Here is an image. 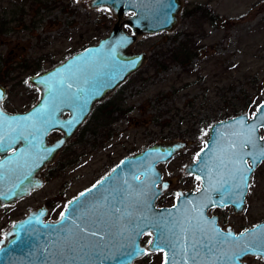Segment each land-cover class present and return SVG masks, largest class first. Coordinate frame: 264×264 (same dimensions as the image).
I'll return each mask as SVG.
<instances>
[{"label":"rangeland","instance_id":"1","mask_svg":"<svg viewBox=\"0 0 264 264\" xmlns=\"http://www.w3.org/2000/svg\"><path fill=\"white\" fill-rule=\"evenodd\" d=\"M90 4L89 0H48L41 4L0 0V24H7L0 34L4 65L0 83L8 88L6 107L10 112L26 111L39 101L38 90L30 83L32 76L52 69L110 32L115 16L108 8L92 9ZM41 5L47 8L39 10ZM199 6L203 8L196 16L185 15ZM101 9L109 11L110 19L96 24ZM125 30L131 33L127 27ZM188 34L203 47L200 55L188 67L171 64L167 70H158L154 65L158 53L170 51ZM132 50L146 52L147 60L136 74L96 104L70 139L69 159L75 165L51 175L40 191L19 205V214L1 211L0 240L13 221L42 206L50 210L47 221H58L69 201L96 185L126 157L154 144L184 142L187 147L162 167L165 180L171 183L169 203H173L171 194L192 187L184 168L204 148L209 128L226 120L225 111L229 118L246 111L252 116L264 102V0H183L174 31L141 36ZM243 89L247 91L243 93ZM119 95L124 112H115L112 125L99 128L104 120L100 116L95 121L93 115ZM248 101L252 109H245ZM247 206L238 217L226 212L236 231L264 222V163L253 175ZM245 261L264 264L257 257ZM135 264H162V257L154 255Z\"/></svg>","mask_w":264,"mask_h":264},{"label":"water","instance_id":"2","mask_svg":"<svg viewBox=\"0 0 264 264\" xmlns=\"http://www.w3.org/2000/svg\"><path fill=\"white\" fill-rule=\"evenodd\" d=\"M89 1L92 9L108 8L115 16L116 21L110 32L96 44L86 47L59 65L34 75L30 79V83L40 92L39 101L35 105L36 108L47 104V88L44 84L37 83V81L44 79L54 89L59 87L57 82L62 79L73 83L72 91L80 97V102L86 101V103H83L84 111L80 113L82 122L74 127H69L65 123L73 118L74 112H79V103L73 107H63L61 111L57 112L55 118L61 121V124L50 128L49 131L43 134L36 131L40 127V122L35 115L31 121H19L21 127L18 131L22 132L27 139L16 144L14 148H18V150L15 154L0 161V165H2L0 167V173H2V176H0V193H3V195H0V207L19 201L44 187L45 182L38 176L43 167L53 160L57 152L84 125L96 104L109 97L145 64L147 53L132 50L138 38L174 31L178 26L183 8V0H163V3L148 5L143 0ZM125 27L131 33L127 32ZM124 37L127 39L122 40ZM113 48L115 49V55L112 52ZM0 92H3V98L0 99V109H3L9 116L18 117L34 113V107L24 113H8L2 106L8 96L7 86L0 84ZM244 115L248 117V125L255 123L251 118L252 116L246 111L238 116L219 121L209 128L206 140L209 141V148L204 153V157L210 156L213 147H215L218 159L213 165V180L209 182L202 177V185L206 188V191L183 194L177 200L176 208H158L156 201L166 189H163L159 196H153L152 192L155 190L150 188V183L159 176L160 182L167 183L169 186L170 183L162 178L159 165L168 162L183 150L187 145L184 142L154 144L133 156L126 157L122 160L123 164L121 161L114 168L116 169L115 172L112 170L109 173L111 175L105 176L108 179L104 177L100 180L103 183L96 184L97 187L90 194L81 197L80 203L89 200L95 201L96 210L98 211H105L115 204L121 208L120 214L126 210L132 211L134 214L143 211L150 217L161 216L169 220L174 218L179 224L176 235L181 238L177 241L178 247L175 259L179 264H182V261L188 258V264H192L190 260L192 237L191 233H185L184 229L189 227L190 222L195 223V219L198 218L196 206L203 203L204 198L207 196H211L214 200L217 199L218 192L215 189L220 188L223 180L229 179L228 170L222 166L216 168L215 164H218L220 159L227 160L232 156L233 149L231 145L233 143H237L236 151H240L239 141L247 129L246 127L242 128L234 121ZM11 123L12 126H16L17 122L12 121ZM213 127L215 128L214 131L212 130ZM54 131H61L64 136L61 140L49 145L48 137ZM234 133L237 135H233ZM256 135L264 136V128H259ZM212 139H216L219 143L213 145L211 143ZM259 143L264 144V141ZM176 145H183V147L175 148ZM173 149V154L167 159L162 157L161 153ZM3 152L6 151L3 150ZM248 162L251 164V159ZM262 163L260 162L253 168L251 179ZM201 166L202 161H197L189 167V170ZM139 173H147V178L141 176L139 181L134 180L133 176ZM193 174L200 175L199 172H193ZM124 181H127L131 187L125 185ZM248 188L240 198L243 202L242 208L245 204ZM122 196H126L127 199L122 200ZM102 197H107V199H102ZM113 197H115V200H113ZM189 200L192 201V204L185 203ZM75 206L73 204L70 207ZM177 208L180 210L177 211ZM234 208L237 213L242 211L241 208L235 206ZM208 209H205L206 216ZM164 210H171L172 217H168L167 211ZM48 214V208L42 206L30 211L24 219L15 224L16 227H13L5 235L7 239L0 241V248H3L0 251V264H133L134 261L145 256H130L129 253L133 250L132 246L128 241L122 240L118 236L115 238L106 236L103 241H99L98 238H89L93 244H98L99 247L85 250V252H81L79 248L71 251L68 247L71 241L65 239V233L52 231L53 228L59 226L55 223L56 221L46 220ZM182 217H185L184 222L181 221ZM29 220H32V224H28ZM113 220H115V217H113ZM67 223L66 221L65 224L67 225ZM45 224L48 227H44ZM21 225L24 226L23 229H21ZM257 225H264V222ZM201 227L211 232L213 225L201 224ZM253 229L254 227L249 230ZM232 231L236 233L234 230ZM143 236L139 238L138 242L142 248H146L142 244ZM13 240H15V243L12 242ZM185 250H187V257H185ZM201 255L204 258L202 261V264H204V262H207V256L204 253ZM247 257L256 256L249 255ZM247 257L243 259V264H247L245 261ZM262 260L264 262V259Z\"/></svg>","mask_w":264,"mask_h":264},{"label":"snow or ice","instance_id":"3","mask_svg":"<svg viewBox=\"0 0 264 264\" xmlns=\"http://www.w3.org/2000/svg\"><path fill=\"white\" fill-rule=\"evenodd\" d=\"M143 2L148 5L163 3V0H143ZM123 39L127 38L124 37ZM112 52L115 55L114 48ZM37 83H42L47 88L46 105L39 108L34 106V113L18 117L9 116L3 109H0V150L7 151L13 149L21 140L27 139V137L23 136L22 132L18 131L21 127L19 121H31L34 115L40 122V127L36 131L43 134L49 131L50 128L61 124V121L55 118L57 112L61 111L63 107H73L79 103V112H74L73 118L65 123L69 127H74L82 122V115L80 113L84 111L83 103H86V101L80 102V97L72 91L73 83L62 79L57 82L59 85L57 89L52 88L44 79L37 81ZM2 98L3 92H0V99ZM251 118L255 123L250 125L247 124V115L241 116L238 120L234 121V123L239 124L242 128L246 127L247 129L239 141L240 151H236L237 143H233L231 145L233 149L232 156L227 160L220 159L219 163L215 164L216 168L222 166L224 169H227L229 174V179L223 180L220 188L215 189L218 192V198L214 200L211 196L205 197L204 202L196 206L198 218L195 219V223L190 222L189 227L184 229V232H190L192 237L190 245L192 249L190 256L192 264H202L204 259L201 255L202 253L207 256V262H204V264H243V259L249 255L264 259V225L254 226L253 230L244 229L240 233H233L231 229L216 227V218H209L205 214V209L223 208L229 204L243 210V202L240 198L250 186L253 168L260 162H264V144L259 143L264 141V136L256 135L259 128H264V102H261L257 106L256 112L252 114ZM12 121L17 122L16 126H12ZM212 130L214 131L215 128L213 127ZM233 135L237 134L234 133ZM33 138L35 139V136ZM211 143L216 145L219 141L212 139ZM181 147L183 145L175 146V148ZM208 148L209 141H206L204 148L196 154L194 160V163L195 161H202V166L191 169L189 174L199 172L200 175L196 176L197 180L204 177L211 182L213 180V165L218 158L216 157L215 147L212 149V154L205 158L204 153ZM173 151L174 149L161 153V155L167 159L173 154ZM249 159L252 161L251 164L248 162ZM115 171L116 169H113V172ZM0 176H2V173H0ZM141 176L147 178V173L134 175L133 179L139 181ZM105 179H108V177H105ZM101 183L103 181L97 182V184ZM124 184L131 187L127 181H124ZM96 187L97 185H93L91 189L80 193L73 201H69L65 205L64 211L60 213L59 220L55 222L59 227L53 228L52 231L55 233H65V239L71 241L68 245L69 250L75 251L76 248H79L81 252H85V250L99 247L98 244H93L89 238H98L99 241H103L106 236L109 238L118 236L122 240L128 241L132 246L133 250L129 253L130 256L163 252V264H179L175 257L177 255V241L181 238L176 235V229L179 227V224L174 218L169 220L161 216L150 217L143 211L134 214L132 211L126 210L120 214L121 208L115 204L105 211H98L96 210L95 201L89 200L80 203V198L90 194ZM150 188L155 190L152 192L153 196H159L163 189L168 188V184L161 183L159 176H157V179L151 181ZM199 191L204 192L206 188L202 187ZM0 195H3V193H0ZM182 195L181 193L176 194L178 199ZM102 199H107V197H102ZM121 199L125 200L127 197L122 196ZM113 200H115V197H113ZM185 203L192 204V201H185ZM73 204L76 206L70 207ZM173 207L176 208L177 206L174 205ZM179 210L177 208V211ZM164 211H167L168 217H172L171 210ZM113 217H115V220H113ZM66 221L68 222L67 225L65 224ZM39 222L43 223L42 221ZM28 224H32V220H29ZM201 224L213 225L211 232L206 231L201 227ZM43 226L48 227L46 224ZM13 227L15 228L16 226L13 225ZM23 227L21 225V229ZM145 234L149 235L151 239L147 241L148 247L142 248L138 241ZM245 237L247 238L245 239ZM4 239H7V237ZM12 242L15 243V240ZM2 250L3 248H0V251ZM185 257H187V250H185ZM182 264H188V258L184 259Z\"/></svg>","mask_w":264,"mask_h":264},{"label":"flooded vegetation","instance_id":"4","mask_svg":"<svg viewBox=\"0 0 264 264\" xmlns=\"http://www.w3.org/2000/svg\"><path fill=\"white\" fill-rule=\"evenodd\" d=\"M39 68H41V67H39ZM2 69H4V66H3V68ZM0 84H2V83H0ZM34 86V85H33ZM36 88V87H35ZM37 89V88H36ZM38 90V89H37ZM38 95H39V97H40V92H39V90H38ZM7 99H8V96H7V98H6V100L4 101V103L2 104V106H3V108L8 112V113H10V114H17V113H24V112H26V111H28V110H30L31 108H33L34 106H32L31 108H29L28 110H26V111H23V112H10V110H8V108L6 107V102H7ZM38 103V102H37ZM94 110V109H93ZM93 112V111H92ZM92 114V113H91ZM91 116V115H90ZM89 116V117H90ZM67 117V116H66ZM89 119V118H88ZM87 119V120H88ZM85 124V123H84ZM79 131V130H78ZM77 131V132H78ZM63 136H64V134L61 132V131H54V132H52L50 135H49V137H48V143H49V145H51V144H54V143H56L57 141H59V140H61L62 138H63ZM70 143H71V141L69 140L67 143H66V145H64V147L63 148H61L58 152H57V154L54 156V158H53V160L51 161V162H49L45 167H43V169L39 172V174H38V176L40 177V178H42V180L45 182V185H46V183L48 182V180H49V178L51 177V175H53V176H55L56 174H57V172H58V170H60V171H62V172H64V171H66V169L68 170L69 168H71V167H73L74 165H73V160H71V159H69V157L71 156V153H72V151L70 150ZM21 146V145H20ZM186 147H187V145H186ZM185 147V148H186ZM184 148V149H185ZM17 150H18V148H13V149H10V150H8V151H6V152H3V150H0V161H2V160H4V159H6V157H9V156H11V155H13V154H15L16 152H17ZM182 151V150H181ZM180 153H178V154H176L171 160H169L168 162H166V163H163V164H161V165H159V169H160V171H161V173H162V178H163V180L164 181H166V182H169L170 183V181H167V180H165V174H164V171L162 170V167L163 166H165V165H167V163H169L170 161H172V160H174L178 155H179ZM58 157V158H57ZM58 159V160H57ZM71 160V161H70ZM194 160L195 159H192L186 166H185V168H184V174H185V177H187L186 178V180H190L191 182H192V187L191 188H185V189H178L177 191H176V193H173V194H171L172 195V197H173V203H169L170 202V200L169 199H171L170 198V196H169V194H170V191H169V189H170V184H169V186H168V188L164 191V193L158 198V200L156 201V205H157V207L158 208H170V207H173L175 204H176V202H177V200H178V198H177V196H176V194L177 193H181V194H187V193H198L199 192V189H201L202 187H203V185H202V180L200 179V180H197L196 179V175L195 174H189V172H190V170H189V167L191 166V165H193L194 164ZM54 161V162H53ZM57 161V162H56ZM197 161H195V163H196ZM264 163V162H263ZM262 163V164H263ZM73 165V166H72ZM259 168V167H258ZM59 171V172H60ZM252 178H253V176H252ZM183 182H184V180H183ZM251 182H252V179H251ZM251 182H250V186H249V188H248V192H247V195H246V197H245V204H244V207H243V210L240 212V213H237L236 212V210H235V208H234V206H232V205H228L227 207H223V208H221V207H216V208H210V209H208V212H207V216L209 217V218H211V217H215L216 219H217V221H216V226H219L221 229H231V230H234L236 233H239V232H241V231H236L235 229H234V227H233V225H232V223L230 222V220H229V218H228V216H227V214H226V212H227V210H229L230 211V216H232V215H235V216H239V215H242L243 213H245L246 211H247V209H248V206H247V198H248V194H249V192H250V187H251ZM44 185V186H45ZM43 188V187H42ZM41 188V189H42ZM40 189V190H41ZM40 190H37V191H34V192H32L31 193V195H29V196H27V197H25V198H23V199H21V200H19V201H15V202H13V203H11V204H6L5 206H1L0 207V212L2 211V213H4V214H6V215H8V213L12 210L14 213H16V214H19L20 212H22V209L19 207V205L26 199V198H29V197H31L32 195H34L35 193H37L38 191H40ZM169 196V198H167ZM175 197V198H174ZM169 200V201H168ZM72 201V200H71ZM171 202H172V200H171ZM48 208V207H47ZM15 209H17V210H15ZM48 210H49V208H48ZM16 211V212H15ZM50 211V210H49ZM27 215V214H26ZM26 215H22V217H20L19 219H16L15 221H13L12 222V224L10 225V227H9V229H7L6 231H4V234H3V237L1 238V240H3L4 238H5V235L13 228V225H15L18 221H20V220H22V219H24L25 218V216ZM229 216V217H230ZM184 220H185V217L183 218L182 217V222H184ZM247 229V228H246ZM149 239H151V237L149 236V235H147V234H145L144 236H143V238H142V244H143V246L144 247H148V245H147V241L149 240ZM0 240V241H1ZM154 255H161V257H162V264H163V261H164V253L163 252H151L150 254H148V255H145L142 259H144V258H149V257H153ZM142 259H139V260H142ZM139 260H136V261H134V263L133 264H135L137 261H139Z\"/></svg>","mask_w":264,"mask_h":264},{"label":"trees","instance_id":"5","mask_svg":"<svg viewBox=\"0 0 264 264\" xmlns=\"http://www.w3.org/2000/svg\"><path fill=\"white\" fill-rule=\"evenodd\" d=\"M35 1L36 3L38 2V4H41L42 2H46L48 0H32ZM24 4H26L24 2ZM25 6V5H24ZM43 6V7H42ZM43 8H47L46 5H41V7H39V10L43 9ZM202 6H199L197 8H195L192 12L190 13H185V15H189L191 16H196L200 10L202 9ZM98 16L96 17V24H98L99 21H109L110 17H109V11L107 9H101L98 11ZM213 19V18H210ZM219 17H215L214 20H218ZM7 25L6 22H2V24H0V34H3L5 31L3 29V26ZM106 28H108V25L106 23ZM203 50V47H200L198 45L197 42H195L192 39V34H188L187 38L184 42H178L176 43V45L174 46L173 49H171L170 51H161L158 53V58L154 60V65L156 66V68L160 71H164L167 70V68L171 65V64H181L185 67H188L192 64V61L195 57H198L201 53V51ZM44 58L38 60L37 64L38 66L41 65V60H43ZM26 61V60H25ZM28 63V62H25ZM3 63L0 59V71L3 68ZM38 69V68H37ZM36 73V72H35ZM247 91V89H243V93H245ZM123 99L120 97V95L118 97H116L115 100H111L108 103H105L103 105H101L99 108H102L97 114L100 113V115H93V118L97 117L95 119V121L100 120L99 117L101 119L104 120L103 124H101L99 127V124L97 126V128H104L106 129L108 125H112V123L116 120V118L113 117L114 113L117 111H121L124 112L122 110V106H123ZM231 102V101H230ZM252 102L248 101L245 105V109H252ZM128 110H132L131 108ZM225 119H228L229 116L227 115L228 111H225ZM240 112L237 110L236 111V115H238ZM97 115V116H96ZM96 131V130H94ZM112 136H110L109 138H111ZM96 144H94L95 146Z\"/></svg>","mask_w":264,"mask_h":264}]
</instances>
